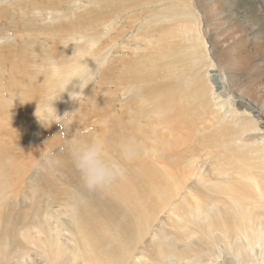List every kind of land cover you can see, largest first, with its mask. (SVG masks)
<instances>
[{
  "label": "bare ground",
  "instance_id": "obj_1",
  "mask_svg": "<svg viewBox=\"0 0 264 264\" xmlns=\"http://www.w3.org/2000/svg\"><path fill=\"white\" fill-rule=\"evenodd\" d=\"M8 1L0 264H264V107L225 92L192 0ZM212 1L230 23L264 11V0ZM38 105L65 129L42 123ZM19 118L66 136L35 146V160L18 155ZM128 135L144 151L124 176L84 188L75 144L103 137L119 159L112 144Z\"/></svg>",
  "mask_w": 264,
  "mask_h": 264
},
{
  "label": "rangeland",
  "instance_id": "obj_2",
  "mask_svg": "<svg viewBox=\"0 0 264 264\" xmlns=\"http://www.w3.org/2000/svg\"><path fill=\"white\" fill-rule=\"evenodd\" d=\"M12 1L9 0L8 4ZM192 3L200 19L201 34L207 43L215 73L219 75L218 78L225 86V92L243 96L252 103L264 107V69L256 62L264 51V11L260 17L251 20L250 24L230 23L228 19L218 14L219 9L214 1L192 0ZM12 19L15 24H18L19 17L15 16L7 19L8 25ZM250 25L258 28L253 38L246 37ZM112 52H116V47L112 49ZM79 99L84 98L79 97ZM73 110L74 107L70 108L63 119H69ZM246 116L249 117V115ZM16 124L21 132L12 137V150L18 155H31L32 160L40 154L34 150L35 146L40 143L49 144L50 140L61 137L54 136L53 128L35 131L34 122L28 119L19 118ZM35 132L37 134L33 135Z\"/></svg>",
  "mask_w": 264,
  "mask_h": 264
},
{
  "label": "clouds",
  "instance_id": "obj_3",
  "mask_svg": "<svg viewBox=\"0 0 264 264\" xmlns=\"http://www.w3.org/2000/svg\"><path fill=\"white\" fill-rule=\"evenodd\" d=\"M12 40V33H5L0 36V45L10 43ZM38 111L39 105L35 114L41 121L40 116L37 115ZM56 116L60 119L41 122L46 126H50L52 122L61 123L62 118L57 113ZM61 127L65 129L63 123H61ZM59 135L65 137L66 133L62 131ZM112 147L119 153V159L108 158L106 153L109 143L103 137L97 136L84 139L75 144L72 151L73 166L80 175L83 187L87 190L92 191L109 187L124 176L126 173L125 164L137 158L144 151L142 142L134 135L118 138L112 144ZM48 162L58 161L55 160L54 154H50L45 158V163Z\"/></svg>",
  "mask_w": 264,
  "mask_h": 264
}]
</instances>
